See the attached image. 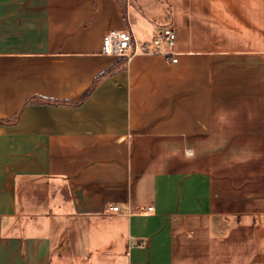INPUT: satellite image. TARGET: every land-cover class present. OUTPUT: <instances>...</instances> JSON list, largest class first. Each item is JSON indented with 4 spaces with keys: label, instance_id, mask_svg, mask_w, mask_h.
I'll list each match as a JSON object with an SVG mask.
<instances>
[{
    "label": "crops",
    "instance_id": "obj_1",
    "mask_svg": "<svg viewBox=\"0 0 264 264\" xmlns=\"http://www.w3.org/2000/svg\"><path fill=\"white\" fill-rule=\"evenodd\" d=\"M0 120V264H264V0H0Z\"/></svg>",
    "mask_w": 264,
    "mask_h": 264
},
{
    "label": "built area",
    "instance_id": "obj_2",
    "mask_svg": "<svg viewBox=\"0 0 264 264\" xmlns=\"http://www.w3.org/2000/svg\"><path fill=\"white\" fill-rule=\"evenodd\" d=\"M177 33L172 26H165L161 33L152 38L151 42L137 43L133 33L129 29L110 30L103 38V52L108 55H119L130 60L139 53L161 52L167 56L175 55L170 51L176 45ZM176 62L177 58L172 57ZM109 210L120 211L118 205H110ZM153 206H148L144 213L153 210Z\"/></svg>",
    "mask_w": 264,
    "mask_h": 264
},
{
    "label": "trees",
    "instance_id": "obj_3",
    "mask_svg": "<svg viewBox=\"0 0 264 264\" xmlns=\"http://www.w3.org/2000/svg\"><path fill=\"white\" fill-rule=\"evenodd\" d=\"M17 119V117L14 119V121ZM0 122H2V120H0Z\"/></svg>",
    "mask_w": 264,
    "mask_h": 264
}]
</instances>
